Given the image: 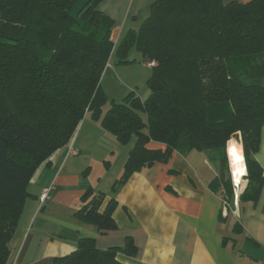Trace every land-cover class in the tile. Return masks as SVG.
<instances>
[{
  "label": "trees",
  "instance_id": "1",
  "mask_svg": "<svg viewBox=\"0 0 264 264\" xmlns=\"http://www.w3.org/2000/svg\"><path fill=\"white\" fill-rule=\"evenodd\" d=\"M77 1L0 0V264H10L8 242L32 176L71 141L86 113L117 142L135 137L112 191L132 172L167 162L172 151L221 149L209 185L232 203L229 142L241 146L246 169L238 202H255L261 191L264 175L253 154L264 129V84L253 73L264 77V0H152L138 29L115 44L111 18L97 9L100 0L85 2L74 17ZM133 50L154 63L148 93L140 98L129 91L103 112L99 82L109 56L125 64ZM255 59L261 62L250 64ZM104 198L87 187L76 220L114 229L112 198L99 210ZM77 240L55 264H125L117 255L135 254L130 238L102 250L92 237Z\"/></svg>",
  "mask_w": 264,
  "mask_h": 264
},
{
  "label": "crops",
  "instance_id": "2",
  "mask_svg": "<svg viewBox=\"0 0 264 264\" xmlns=\"http://www.w3.org/2000/svg\"><path fill=\"white\" fill-rule=\"evenodd\" d=\"M87 1L92 0H78L73 10L77 12ZM150 3L152 0L98 2L97 9L113 22L114 44L126 30L138 29ZM87 134L56 149L32 176L26 189L29 196L8 242L10 264H55L56 258L76 248L81 236L92 237L101 250L123 246L130 238L135 254L117 255L125 264H264V180L255 202L237 200L235 208L233 201L225 205L222 195L209 185L219 173L221 149L172 151L167 162L132 172L125 183L110 191V184L123 172L128 153H121L124 158L108 177V187H98L105 194L100 211L109 199L114 202L110 213L115 228L102 231L76 220L73 213L82 205L81 195L94 185L89 176L81 175L87 164L82 153ZM258 142L253 155L264 175L263 128ZM148 146L163 148L156 142ZM99 167L106 174L111 163L105 166L99 161ZM46 189L47 197L40 204Z\"/></svg>",
  "mask_w": 264,
  "mask_h": 264
},
{
  "label": "rangeland",
  "instance_id": "3",
  "mask_svg": "<svg viewBox=\"0 0 264 264\" xmlns=\"http://www.w3.org/2000/svg\"><path fill=\"white\" fill-rule=\"evenodd\" d=\"M72 15L76 17V10L72 11ZM126 29V28H124ZM141 54L135 50L130 51L129 55L127 56L129 60H132L129 63H118L117 58L114 57L115 55L109 56V61L103 69V74L101 76L99 84H101L102 91L104 93V96H106L107 102L105 105L101 108L104 111H106L107 108L110 106V102H122V99L125 94H127L129 91H133L135 95L141 97H145V94L148 93V87L145 81H147V78L150 75L151 69L146 66V62L142 61ZM261 61L260 59H255L250 64L256 65L259 64ZM249 69V68H248ZM242 70V69H241ZM240 70V71H241ZM243 74H248V72H243ZM255 74V81L258 83L264 84V77H262V73L260 70L254 72ZM250 81V80H248ZM144 118V115H142ZM87 134L88 140L84 150L82 151L83 154V160L87 164L83 165L82 174L83 176L90 177V180L94 184L92 187L95 192L98 191V187H108L107 186V179L110 175H114L115 171H117L119 164L120 155L122 153H128L131 149V146L134 144L135 137H132L131 140L128 143H120L117 142L112 135H109V132L105 131L99 122L94 120L89 113H86L84 115V118L80 122L79 127L77 128L74 139H76L77 136L78 140L81 139L82 136H86ZM238 143L240 142L239 135L233 137ZM232 141V140H231ZM227 145V143H226ZM226 150V146H225ZM229 153V145H228V151ZM126 155V154H124ZM105 156V157H104ZM227 156V155H225ZM99 161L103 162L105 166L108 163H111V168L109 170V173H104V171H100L99 167ZM90 163L92 167L90 166ZM124 163V162H123ZM86 165V166H85ZM227 169H229V161L227 156ZM230 178L231 177V170L229 169ZM119 179V178H118ZM230 180V182H231ZM98 181H100L98 183ZM115 181V180H114ZM113 181V182H114ZM113 182L110 184L112 186ZM246 179L243 176V180H241V185L239 187H235L233 182L232 188H233V200H234V193H236L237 197L238 194L242 193L245 185H246ZM109 186V187H110ZM89 187V186H88ZM241 187V188H240ZM48 191V190H47ZM110 191H112V188L110 187ZM40 201V200H39ZM41 204V202H39Z\"/></svg>",
  "mask_w": 264,
  "mask_h": 264
},
{
  "label": "bare ground",
  "instance_id": "4",
  "mask_svg": "<svg viewBox=\"0 0 264 264\" xmlns=\"http://www.w3.org/2000/svg\"><path fill=\"white\" fill-rule=\"evenodd\" d=\"M227 156L230 165L229 169L231 170V182H233L235 187H239L246 172L241 147L229 142V153Z\"/></svg>",
  "mask_w": 264,
  "mask_h": 264
},
{
  "label": "built area",
  "instance_id": "5",
  "mask_svg": "<svg viewBox=\"0 0 264 264\" xmlns=\"http://www.w3.org/2000/svg\"><path fill=\"white\" fill-rule=\"evenodd\" d=\"M154 63L153 62H149L148 65H153ZM72 151V150H70ZM47 190H44V192L40 195V201L39 202H42L44 201V199L47 197ZM235 197H234V200H233V207L235 208V206H237V200H238V197L236 195V193H234ZM224 204L227 205V203L224 201Z\"/></svg>",
  "mask_w": 264,
  "mask_h": 264
}]
</instances>
